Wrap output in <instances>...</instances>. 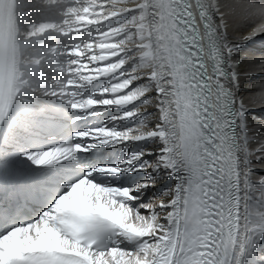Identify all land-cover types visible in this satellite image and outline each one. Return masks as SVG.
I'll return each instance as SVG.
<instances>
[{"label": "snow or ice", "instance_id": "snow-or-ice-1", "mask_svg": "<svg viewBox=\"0 0 264 264\" xmlns=\"http://www.w3.org/2000/svg\"><path fill=\"white\" fill-rule=\"evenodd\" d=\"M0 264H264V0H0Z\"/></svg>", "mask_w": 264, "mask_h": 264}, {"label": "bare ground", "instance_id": "bare-ground-1", "mask_svg": "<svg viewBox=\"0 0 264 264\" xmlns=\"http://www.w3.org/2000/svg\"><path fill=\"white\" fill-rule=\"evenodd\" d=\"M256 47L259 48V47H261V45L258 44Z\"/></svg>", "mask_w": 264, "mask_h": 264}]
</instances>
